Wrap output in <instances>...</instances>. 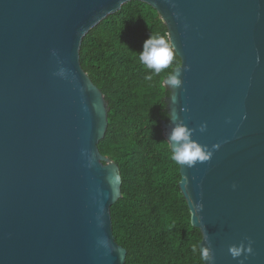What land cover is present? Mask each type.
<instances>
[{
    "label": "water",
    "instance_id": "water-1",
    "mask_svg": "<svg viewBox=\"0 0 264 264\" xmlns=\"http://www.w3.org/2000/svg\"><path fill=\"white\" fill-rule=\"evenodd\" d=\"M129 1L0 0V264L125 262L110 214L119 169L98 150L108 106L80 48ZM139 1L181 61L182 86H166V141L182 120L201 145H220L179 165L198 248L214 264H264V0ZM249 241L252 253L233 259L229 246Z\"/></svg>",
    "mask_w": 264,
    "mask_h": 264
},
{
    "label": "trees",
    "instance_id": "trees-1",
    "mask_svg": "<svg viewBox=\"0 0 264 264\" xmlns=\"http://www.w3.org/2000/svg\"><path fill=\"white\" fill-rule=\"evenodd\" d=\"M150 32L169 39L158 12L131 0L93 27L80 48L81 68L108 106L98 150L118 166L121 178V196L110 207L112 233L126 250L124 264H203L202 235L191 224L179 164L170 158L161 127L169 121V90L160 87L166 76L145 80L150 70L138 59ZM176 60L180 65L177 54L174 65Z\"/></svg>",
    "mask_w": 264,
    "mask_h": 264
},
{
    "label": "clouds",
    "instance_id": "clouds-1",
    "mask_svg": "<svg viewBox=\"0 0 264 264\" xmlns=\"http://www.w3.org/2000/svg\"><path fill=\"white\" fill-rule=\"evenodd\" d=\"M55 54V53H54ZM175 45L172 43L167 36L159 33H151L142 45V50L138 53L139 62L148 70L150 73L145 76V80L152 81L155 77L160 76L162 73L165 74L166 79L160 83V87L163 89L167 86L170 89L180 88L182 86L181 79V68L179 67V60H176L175 65L173 61L175 59ZM259 56H257V62H259ZM174 67V73L169 71L165 73L166 69ZM65 69L60 68L58 74L64 75ZM175 97H173V101ZM183 111H186L183 108ZM200 131L206 129V123L201 124ZM194 129L189 128L182 120L176 122L168 134L167 140L171 145L170 158L179 165L192 167L197 162L203 163L209 161L213 155V149H218L219 144L212 145L209 149L207 145H201L198 141L192 138ZM235 187V185H233ZM203 205H199L197 211H201ZM193 252L197 251L196 246H193ZM229 253L233 259H237L242 254L252 253V243L249 241L247 246L244 243L240 245H230L228 248ZM200 256L208 264H214V256L210 246L200 247ZM246 258V257H245ZM239 264H244V260H239Z\"/></svg>",
    "mask_w": 264,
    "mask_h": 264
}]
</instances>
